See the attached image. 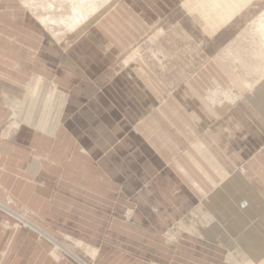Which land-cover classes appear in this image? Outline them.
Listing matches in <instances>:
<instances>
[{
	"label": "crops",
	"instance_id": "crops-1",
	"mask_svg": "<svg viewBox=\"0 0 264 264\" xmlns=\"http://www.w3.org/2000/svg\"><path fill=\"white\" fill-rule=\"evenodd\" d=\"M21 1L26 7L31 6L25 0ZM115 1L98 12L103 14L98 24L89 30L87 28L83 37L66 56L52 45L50 37L55 35L47 28V32L43 31L37 24L44 36L39 40L36 55L44 58L54 56L60 66L64 64L73 69L75 67L77 71L81 69L94 76L102 66L110 62V57L121 54L147 31L149 24L161 17L151 21L157 12L156 8L163 6L168 10L175 4L173 0ZM177 1H181L183 5L185 0ZM9 3L0 2V8L6 14L14 1ZM36 5L41 7L38 2ZM51 9L55 11L53 14L61 13L56 6ZM244 11L247 12V9L233 19ZM34 14L41 15L39 12ZM44 14L46 20L43 22H39L41 18L36 16L44 29L45 23L53 26L51 23L60 19L47 14V11L42 13V18ZM90 17L82 22L84 24H80L85 25ZM65 18L66 15L59 21L68 25L64 23ZM181 29L184 28L181 26ZM241 32L231 41L238 39ZM212 35L208 34L210 37ZM96 36L101 39L100 43ZM0 38L10 42L9 45L4 42L10 52L15 51L13 37L0 33ZM226 46L217 48L206 65L187 76L180 86L171 91L146 61L137 58V62L121 74L124 80L133 82L137 106L141 105L137 115L129 116L122 105L128 100L119 99V91L113 95L109 91L110 86L98 89L91 82L93 85L87 83L79 89L71 88L69 94L60 90L62 83L72 87L67 78L62 76L64 69L53 71L58 78V81L55 80L60 88L58 89L54 83L43 85L42 80H45L42 78L46 76L49 67L47 64L36 67L39 72L36 71L38 77L35 78L30 75L33 62H27L28 67H19L22 78L28 79L25 85L27 88L21 97L20 86L11 79L10 73L6 70L0 72V100L7 102L0 103V123L8 113L4 109L5 105L12 104L10 102L13 100L17 103L20 101L15 117L22 119L15 137L11 141L0 142V201L10 207H26L29 213L39 217L47 212L51 216L54 210L61 207L70 208V214L78 216L81 213L103 215L76 199L93 197L91 188L87 185V155H102L106 151L105 155L100 156L103 158L100 168L103 171L105 167L103 172L113 174L120 181L118 184L123 183L125 186L132 181L139 185L149 177L153 179V187L155 182H159L160 186L165 183L169 205L162 206L166 213L185 215L179 222V227L184 230L189 225L190 231L187 232L198 240L195 243L197 247L213 248L216 252L215 262L220 263L224 255V262L229 264H248L249 260L264 264V255L260 253V256L257 252V249L264 250V76L250 91L248 85L258 77L252 71L255 66L250 65L251 69L248 70H244V66L233 69L223 55ZM49 47L54 49V53L45 51ZM15 52L18 56L21 54L17 50ZM65 57L69 59L66 60ZM93 57H101V67L98 70L95 61H90ZM184 70L182 67L180 74L185 73ZM229 88L241 93V98L236 102L216 105L208 100L212 90ZM146 114L150 120H146ZM171 116L177 118V124ZM129 119H137L140 131L137 135L118 141L122 130L129 127L125 122ZM163 120L166 123L165 131H161ZM175 126L184 131H173ZM174 135H179V146L171 139ZM116 141L118 143L114 144ZM184 142L190 147L170 165L167 152L184 150L181 147ZM110 155L116 157L117 165L110 161ZM243 160L247 171L240 173L236 167ZM170 167L179 171L181 179L175 180L174 176H170ZM189 184L194 187L195 192L191 193ZM62 188L67 191V196L62 194ZM204 197L206 199L202 200ZM157 199L159 197L154 193L149 198ZM197 199L201 201L196 203ZM158 205L153 202L151 213L163 211V207ZM190 207L193 209L190 210ZM135 216L138 219L139 215ZM53 219L66 228L70 226L75 231H87L79 227L77 217L65 219L66 221ZM139 220L144 221L142 215ZM144 222L148 223L149 220L146 218ZM13 229L0 215L1 234L10 236L17 231L20 234L16 243H13L15 240L12 243L10 240L0 245V264L8 263L11 259L15 264L23 263L21 260L24 259L25 264H29L32 259L41 264L45 255L42 248L36 247L29 255L18 253V249L24 244L26 232L18 229L13 232ZM10 246L13 251L9 249Z\"/></svg>",
	"mask_w": 264,
	"mask_h": 264
},
{
	"label": "rangeland",
	"instance_id": "rangeland-1",
	"mask_svg": "<svg viewBox=\"0 0 264 264\" xmlns=\"http://www.w3.org/2000/svg\"><path fill=\"white\" fill-rule=\"evenodd\" d=\"M3 1H6L8 4L12 1H14V3L13 6H11V9H9L10 11H8V14L3 12V8H0V21H2L0 22V33H2L3 36L8 35L13 37V47L15 48V51L17 50L21 54L19 56L16 55L14 50L12 51L13 53L10 52L8 50L9 48L7 49L5 47V43L9 45L10 42L4 38H0V68H3L0 69V72L6 70L10 73L11 79L15 80L20 86L22 93L19 94L20 97L27 88L25 85L27 84L28 79L25 80L22 78L23 76L20 74L21 72L18 71L19 67H28L29 64L33 62L34 67L32 68L30 75L32 74L31 78H35L38 77L36 71L39 70L36 67L47 64L49 66L47 68V74L49 75L46 74V76L42 78L45 80H42L43 85L54 83V86L58 87V78H56L55 72L53 71L59 68L64 69L62 76L67 78L66 80L71 83L72 87L62 83V88L60 89L58 87V89L69 94L72 91L71 88L75 87V89H79L87 83H90V85H93L92 83H94L95 88L99 87L98 89L110 86L109 91L113 95H116L119 91L121 94L119 99L128 100V102H123L122 104L127 116L131 114L137 115L141 105L137 106V93L136 88L133 87V82L131 83V81L124 80L121 74L123 75L126 69L131 67L133 63H136L137 58L146 61V63L151 66L150 68L156 71L155 73L157 77L166 84L171 91L176 89L177 86H180L187 76L194 72L196 73L206 65L210 61L208 58L213 57L215 54L214 51L217 48L226 46L234 36L246 27L245 25H247L253 17L258 16V13L264 9V0H253L251 4L247 6L248 8H246L247 12L244 11L231 22L223 25L221 29L215 32V35L210 37L202 30L201 27H203L204 21L196 12L188 11V9L181 4V1L176 2V0H173L175 4H173L168 10L164 9L163 6L160 9L156 8L157 12L152 17L151 21L156 17H161L149 24L150 27L147 31L141 35L139 39L134 41L135 43L129 45L126 50L124 49L121 54L113 58L110 57L109 59L111 60L108 64L101 67V64H99L101 57L91 58L90 61H95V63H93L97 70L100 67L101 68L98 71L96 70L97 72L95 71L96 73L94 76H90V73L81 69L77 71L75 67L73 69L64 64H61L60 66L59 62L54 60V56L48 55L49 58H44L43 56L36 55V49L40 45L39 40L44 36L41 29L46 31V28L44 29L34 15L36 12L35 10L39 13H41V11L42 13L45 12L40 5L29 7L34 11L33 13L30 9L28 10L21 0H0V2ZM53 2L57 3V0H54ZM168 3L171 5L170 2ZM101 7L100 10L103 11V9L105 10L108 6L103 5ZM164 10L166 11L162 14ZM62 12L64 13L65 11L62 10ZM102 15L101 13H98L95 16H91L89 21L85 22L86 24L83 26L82 24L84 23L78 24L72 28L66 27L68 30L63 28L64 25L62 24V21H59L60 19H55L59 23L53 24L55 33L52 32L55 37L52 35L50 37L52 45L58 47L63 55L66 56V53H70V49H72V47L83 37L87 28L89 30L92 26L98 24ZM32 19L34 21L33 25ZM197 21H199L201 26ZM37 24H39L41 29L38 28ZM181 26L184 29H181ZM157 30H161V32ZM35 36L37 37L33 38ZM96 39L100 43L101 39L97 36ZM45 51L54 53V49H51V47L47 48ZM100 51L105 53L103 50ZM225 52L228 54V51L225 50ZM228 55V58L231 59V55ZM129 56L133 57L130 58ZM65 58L66 60L69 59V57ZM126 59L128 61H125ZM237 61H235V64L238 65V67L242 66ZM27 62H29V64H26ZM67 65L69 64L67 63ZM182 67H184L185 73L180 74L179 70ZM232 68L234 69V67ZM132 75L134 76V74ZM252 88L253 87H249L250 91L253 90ZM109 96L113 99L112 95ZM239 96L238 99L241 98V93H239ZM133 100H136V102H133ZM0 103L5 104L7 102L4 103V101L0 100ZM10 103L12 104H6L4 107L5 111H8V113L0 123V142L11 141L21 125V117H17V119L15 117V112L19 110L20 101L17 103V101L13 100ZM171 117L173 118V122L177 124V118L174 116ZM146 120H150L148 114H146ZM125 122H127L129 127L122 130L118 141L121 138H129L133 134L137 135L140 131L137 126V119H129L125 120ZM163 123L164 126L161 131H165L164 129H166V123L164 120ZM180 129L181 128L175 126L173 131H178ZM181 130L184 131V129ZM178 136L179 135L171 136L173 143L177 144V146H179L177 140V138H179ZM118 141L114 144L118 143ZM181 147H183L184 150H177L174 153L167 152L170 165L172 163L174 164V162L178 160L186 150H188L190 145L184 142L183 145L181 144ZM100 154L87 155V163L85 164L86 171L89 172L87 178L89 183L87 185L91 188V196L93 197H88L91 200H88V198H83L84 200H76L95 209V211L103 215L95 214L92 216L81 213L78 216L76 214H70V208L65 209L63 207L54 210L53 215H51L53 218H56V220L60 219L62 221H66L65 219H75L77 217L79 227H82L87 231H75L70 226L66 228L63 224H57V221H55L48 212L39 217L35 214L29 213V210L26 207H10L0 201L5 208L12 212H16L17 215L24 220L29 221L42 232L41 234L36 230L37 228L35 229L34 226L28 225L23 219L12 215L7 210L2 209L6 212L5 213L0 209V215H2L4 221L8 223L10 227L14 228L13 232L18 229L25 231L27 234H25V239L23 241L24 244L18 249V253L29 255L35 251L36 247H39L42 248L45 253L44 260L40 262L41 264H82L72 255L65 252L61 247L54 244L51 240L53 239L60 246H64L72 251L86 264H220L222 261V264H229L224 262V255H222L223 259L220 263L215 262L216 252H214L215 250L213 248H207V246L206 248L197 247V244L195 243L198 242V240L187 232L190 231L189 225H186L184 230L179 227V222H181V219L184 218L185 215H168L166 213L164 207L169 205V199L166 197L164 182L161 186L159 182L158 184L155 182V186L153 187V179L149 177L144 181H141L139 185L132 181L127 182L125 186L122 185L123 183L118 184L120 181L117 178H114L113 174L107 173L106 171L103 172L106 169L105 167L103 168V171L100 168L103 159L100 156L105 155L106 151H104L102 155ZM110 157L112 156L110 155ZM115 158L116 157H112L110 161L117 165V160H115ZM111 168L112 166H110V171L112 172ZM168 169L172 174L170 175L172 178L174 176L175 180L181 179L179 171L175 167H170ZM236 170L240 173H245L247 171L245 160L237 165ZM188 187L191 188V193L195 192V189L191 184H189ZM62 192L64 196H67L65 195V192H67L65 189H63ZM152 193L155 195L157 194L159 199L149 200ZM205 199L206 198L204 197L202 200ZM200 201L201 200L197 199L196 203ZM153 202H157L160 207L164 206L163 211L158 214L157 212L151 213ZM136 207L137 210L135 211L134 209ZM192 209L193 208L190 207V210ZM136 214L139 215L138 219L137 216H135ZM141 215L144 221L147 218L149 222L145 223L143 220H139ZM17 232L10 236L0 233V245L4 243L6 244L7 242H10V240L11 243L13 240H15L13 243H16L20 238V234ZM77 241L87 244L90 248H96L97 253L92 256L89 251L80 248L76 244ZM16 248H14V251ZM9 249L13 251L11 246ZM257 252H259L258 255L260 256L261 254L264 255V250L257 249ZM21 261H23V263L19 262L17 264H25V259ZM249 262L250 263H247L262 264V262L252 263L251 260H249ZM15 263L16 262H13V259L8 261V263L2 262V264ZM29 264L37 263L32 259Z\"/></svg>",
	"mask_w": 264,
	"mask_h": 264
},
{
	"label": "bare ground",
	"instance_id": "bare-ground-1",
	"mask_svg": "<svg viewBox=\"0 0 264 264\" xmlns=\"http://www.w3.org/2000/svg\"><path fill=\"white\" fill-rule=\"evenodd\" d=\"M25 1H27L31 6L32 5L35 6V3L37 2L40 3L42 9L47 11V14H50L54 17L63 19L64 16L66 15L64 23L68 25H64V26L65 27L67 26L68 28L70 26L72 28L84 22L90 16L97 14L100 11L99 8H102L101 6L103 5L108 6L114 0H57V3H54L53 2L54 0H25ZM252 1L253 0H185L183 2V5L188 9V11L190 12L195 11L199 15V17L204 21V25L202 27L204 32H206L209 35H212L214 32L219 30L223 25L230 22L235 15L240 13L243 9L247 8V6H249ZM54 6H56L61 10L60 14H53V12L55 11L53 10L50 11V9L53 8ZM62 10H64L65 12L63 13ZM35 11H36L35 13L38 12L37 10ZM32 12L34 13V11ZM258 14L259 15L253 18L252 21L250 20L251 22L249 23V27L248 28L246 27V29H244V31L241 32L238 39L235 38L233 42L230 41V43L227 44L228 46H226L225 50L228 51V54L231 55L230 56L231 59L228 58L229 55L227 54V52L224 53V56L226 57V59H228V62L232 67H234V69L238 68V65L235 64V61L237 60H238L237 62H239L240 65L245 66V68H243L244 70L251 69L250 65L255 66L252 67V71L255 75H258V77H255L253 79V82H251L248 85V87H254L258 83L259 79H262V77L264 76V9L261 10V12H259ZM36 16L38 17L40 16L39 18L41 19L39 20V22L41 21L43 22L46 20L45 14L43 15L42 18V11H41V15H36ZM56 23H58L57 20ZM51 24H54V22ZM45 26H46L45 28L49 29V31L51 32L53 31L55 33L53 28L54 26L48 23H45ZM65 27L63 28L68 30V28ZM157 31L161 32V30H157ZM132 55L135 56L134 54ZM125 61L128 60L126 59ZM246 66H248V68H246ZM240 75H241V71H240ZM247 79L249 78L247 77ZM244 84L246 85V83ZM211 92H212L211 96H208L207 98L210 102L216 105H221L223 102L233 103L234 101L236 102L238 97H240L238 91L231 90L230 88L227 90L225 89H221V90L219 89L215 91L212 90ZM0 208L7 210L9 213H11L14 216H17L18 218H21L19 215L16 214V212H12L8 210L1 203H0ZM24 221L28 225L34 226L29 221L27 220ZM36 228L37 227H35V229ZM36 230H38L42 234V232L38 228ZM51 240L54 242V244L61 247L65 252L72 255L79 262H81L82 264H86L79 257H77L72 251H70L64 246H60L59 244H57L55 240L53 239ZM76 244L80 248H84L86 251H89V253L92 256H94L97 253L96 248H90L87 246V244H83L82 242L79 241H77Z\"/></svg>",
	"mask_w": 264,
	"mask_h": 264
}]
</instances>
